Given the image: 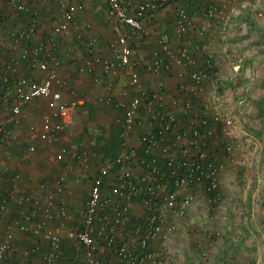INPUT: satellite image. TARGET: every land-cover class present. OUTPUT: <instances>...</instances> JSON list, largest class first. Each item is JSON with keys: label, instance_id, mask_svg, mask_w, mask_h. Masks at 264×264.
Wrapping results in <instances>:
<instances>
[{"label": "built area", "instance_id": "built-area-1", "mask_svg": "<svg viewBox=\"0 0 264 264\" xmlns=\"http://www.w3.org/2000/svg\"><path fill=\"white\" fill-rule=\"evenodd\" d=\"M100 1L110 22L112 56H103L93 38L84 42V27L79 26L75 38L85 48L76 72L110 76L121 68L127 73L118 99L95 100L111 103L119 112L115 148L100 155L86 147L69 153L82 171L73 178L76 184L90 170L92 155L100 158L88 177L86 197L73 212L65 167L34 183L32 192L13 185L0 192V264H13L15 258L17 264H28L38 255L40 264H163L178 220L198 198L219 199L225 161L242 145L234 139L233 105L207 89L209 75H215V51L205 31L213 25L223 33L226 21L238 13L233 0ZM193 4L197 9L192 16L186 6ZM46 5L55 10L52 19L41 15ZM166 7L172 11L171 29L158 32L142 68L153 75L172 72L175 88L169 93L146 89L138 63L131 59L132 42L148 35L146 24ZM83 8L82 0H0L1 148L10 141L19 144L14 129L21 125L23 106L42 103L45 108L38 129L28 126L41 146L57 140L71 123L79 98L60 75L58 53L61 49L63 58L73 56L74 46H63V38ZM195 19L202 27L196 28ZM41 24L46 32L37 38ZM20 148L29 155L36 144L23 143ZM62 155L58 151L55 161ZM10 171L9 165L0 166V176ZM8 177L16 183L20 173ZM10 210L14 215L3 221ZM18 234L32 242L16 250Z\"/></svg>", "mask_w": 264, "mask_h": 264}, {"label": "rangeland", "instance_id": "rangeland-1", "mask_svg": "<svg viewBox=\"0 0 264 264\" xmlns=\"http://www.w3.org/2000/svg\"><path fill=\"white\" fill-rule=\"evenodd\" d=\"M82 1L84 8L64 36L67 40L62 43L63 46L65 43L74 46L75 63L78 61L75 57L82 54V46H77L80 40L75 38V33L79 31L76 28L84 27L82 40L93 36L89 34V23L83 20L88 3L93 0ZM231 2L238 8V13L226 21L222 34L213 26L209 36L210 47L215 51L212 64L215 75H209L207 89H213L225 102L233 105L234 139L241 141L242 145L225 161L219 176V199L207 202L198 198L185 216L178 220L176 231L166 243L168 257L163 264H264V0ZM100 6L98 26L102 25L112 36L104 5ZM191 6H186L189 14ZM40 12L50 19L55 14L52 5L50 10L45 7ZM75 146L74 142L69 143L65 152L77 149ZM217 147L220 145L217 144ZM98 152L95 155H100ZM19 154H22L21 150ZM95 155H92L90 170H94L100 161ZM16 156L11 153L10 160H15ZM52 156L42 166L37 165L36 168L41 167V170L34 183L39 178L47 180L60 170L58 166L49 170L47 164H53ZM29 160L26 159L23 164ZM67 163V180L73 181L82 171L71 159ZM85 187L83 179L76 184L78 193L83 192ZM83 201L81 197L73 198L71 212ZM71 252L72 249L68 248V253Z\"/></svg>", "mask_w": 264, "mask_h": 264}, {"label": "crops", "instance_id": "crops-1", "mask_svg": "<svg viewBox=\"0 0 264 264\" xmlns=\"http://www.w3.org/2000/svg\"><path fill=\"white\" fill-rule=\"evenodd\" d=\"M97 1L100 5L103 4L100 0H93V2L88 3L89 7L86 9L87 11L83 15V20L89 23L91 29L89 34H93V36H87L86 39L93 38L96 42L97 50L103 56L111 57L112 51L109 48V43L113 40V36L105 31L102 25L98 26L97 21L99 20L101 15V11L98 7L102 6H100L98 3L96 4ZM46 6L48 7V10H50V6ZM103 7L105 8V6ZM195 9H197L196 5L191 6L190 12L192 16L196 13ZM172 19L173 16L170 7H166L158 11L153 21L146 24L145 28L148 31V35L144 36L141 40L132 43V45H134V53L131 55V59L138 63L139 75L142 85L148 90L159 88L163 92L169 93L171 89L175 88V80L172 72H160L158 75H153L142 68V65L145 64L150 58L151 50H153L156 46L155 40L158 32L160 30L170 31L172 26ZM195 26L196 28L202 27V23L196 20ZM212 26L210 27V29L205 31L208 36H211L212 34ZM45 32L46 31L44 29V24H41L39 33L36 35V37L41 38L43 34H45ZM63 39L67 40L66 37H64ZM84 42H79L77 44V46H82L80 47L82 53L84 52L85 48V45L83 44ZM210 46L212 47V45ZM203 47L204 46L202 44V48ZM58 56L62 65L60 75L67 81L69 86H71L75 90L79 98V105L75 110V113L71 119V123L66 126L67 128L65 127L64 129H62L60 134H58L57 140L46 143L42 146L38 144L35 139H33L31 132L28 131V126L33 125L35 130L38 129L39 117L41 113L45 112V108L42 103L23 106L21 125L14 129L15 139L19 141V144L16 145L18 142L12 143L10 141L4 147H0V166L9 165L11 167L10 173L8 172L0 176V192L5 191L11 185H13L14 187H18L24 193L32 192L34 189V181L37 179L36 175L40 176L39 170L41 169L39 168L41 167L36 168L37 165L42 166L43 162L48 161L49 157H51L53 154V164L51 166L47 164L49 170H53L57 166L61 169L63 167H67V161L71 159V157L68 152H65V150H67L66 146L71 142L75 143L76 148L86 147L88 150H92V154H95L96 151H99L98 153L100 154L107 153L109 151L108 149L115 148V143H113V133L116 132V118L119 112L113 108L111 103H96L95 100L98 97L104 98L106 96H109L113 100L118 99L119 91L125 86L127 73L123 69L117 68L115 69V72L110 76H104L99 74L98 72L94 76L85 73L78 74L76 72V65L80 63V56L75 57L78 60L76 63L73 61V56H71L69 59L63 58L61 49L58 53ZM195 58H197V62L200 60L199 52L195 53ZM234 67L236 68L238 66ZM186 88H188V86ZM130 94L132 95L133 92L129 89V95ZM136 131L137 130H134L132 133L140 132V130H138V132ZM70 133L74 135H71ZM31 142H34L36 144L35 152L29 155L19 154L21 150L20 145H22L23 143L30 144ZM58 151L59 153L62 152L63 154L60 162L55 161L54 159V155ZM11 153L17 154L15 160H9ZM67 155L69 157L68 160L65 161V157ZM11 159H13V157H11ZM26 159L30 160L28 161V163L23 164ZM71 161L74 160L71 159ZM14 171L20 173V179L16 181V183L10 181L8 177ZM92 173V170H89L81 178V181L82 179L83 181H85L86 186L84 188V191H81V193L77 192V190L79 189L76 188V183L72 182L69 179L66 180V185L70 188L72 187L73 189L70 203L75 197H81L82 200L85 199L87 186L89 184L88 177H90ZM39 180H41V178H39L37 181ZM14 213L10 210L6 217H3V221L9 219L8 216L14 215ZM31 240L32 239L28 236L18 234L15 237L14 241L15 249L19 250L21 247L29 245L32 242ZM12 262H14L13 264H17L18 260L15 258L12 260ZM28 262V264H40L39 255L30 258Z\"/></svg>", "mask_w": 264, "mask_h": 264}, {"label": "trees", "instance_id": "trees-1", "mask_svg": "<svg viewBox=\"0 0 264 264\" xmlns=\"http://www.w3.org/2000/svg\"><path fill=\"white\" fill-rule=\"evenodd\" d=\"M109 150V149H108Z\"/></svg>", "mask_w": 264, "mask_h": 264}]
</instances>
